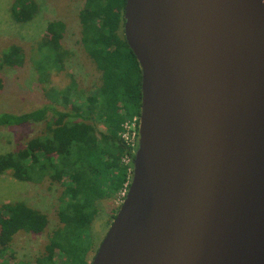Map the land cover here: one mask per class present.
Listing matches in <instances>:
<instances>
[{
	"label": "water",
	"instance_id": "95a60500",
	"mask_svg": "<svg viewBox=\"0 0 264 264\" xmlns=\"http://www.w3.org/2000/svg\"><path fill=\"white\" fill-rule=\"evenodd\" d=\"M123 34L138 144L89 264H264V0H125Z\"/></svg>",
	"mask_w": 264,
	"mask_h": 264
},
{
	"label": "trees",
	"instance_id": "16d2710c",
	"mask_svg": "<svg viewBox=\"0 0 264 264\" xmlns=\"http://www.w3.org/2000/svg\"><path fill=\"white\" fill-rule=\"evenodd\" d=\"M83 2L77 14L78 42L98 72L97 86L83 100L82 90L75 89L72 98L77 83L66 72V88L49 87L48 102L27 112L0 113V127L42 123L41 132L29 138L24 147L0 154V174L35 183L49 178L62 187L58 224L48 233L44 250L30 262L13 264H89L88 255L94 247L89 228L99 213L98 203L121 200L120 193L128 187L132 173L134 153L121 132L124 122L140 114L141 71L123 34L125 0ZM37 11L34 0H14L10 7L17 23L30 21ZM65 33L62 20H51L45 34L34 41L32 53L38 58L33 64L39 81L46 80L48 69H63L62 61L69 55L63 42ZM24 61V51L17 44L0 53V67L18 68ZM2 85L0 77V90ZM42 89L46 90L45 86ZM118 207L111 209V218ZM47 225L46 214L23 201L1 203L0 252L9 250L17 233L40 234ZM55 250L60 252L59 262Z\"/></svg>",
	"mask_w": 264,
	"mask_h": 264
},
{
	"label": "rangeland",
	"instance_id": "374dc122",
	"mask_svg": "<svg viewBox=\"0 0 264 264\" xmlns=\"http://www.w3.org/2000/svg\"><path fill=\"white\" fill-rule=\"evenodd\" d=\"M13 1L0 0V53L10 44H17L24 51L25 61L18 68L0 67L3 84L0 90V113L27 112L48 102L46 91L49 87L59 90L66 88L69 82L66 72L72 74L77 83V86L72 88V98L77 89L83 92L80 100L91 94L97 86L98 72L92 68L78 42L80 32L77 14L83 6V0H34L38 4V11L33 19L25 23H17L12 19L10 7ZM51 20H62L66 24L63 42L65 48L69 50V55L62 61V70H57L55 67L48 69L46 80L39 81L38 72L33 64V59H37L38 55L36 52L32 53V48L34 41L45 34L46 25ZM42 86H45L46 90H43ZM41 129V122L0 127V154L24 147L26 141L39 134ZM61 190L60 184L52 182L49 178L35 183L17 180L6 173L0 174V204L23 201L42 211L48 218V225L43 233L23 231L17 233L9 250L0 252V263L5 260L9 264L19 261L30 262L44 250L48 233L58 224L57 210ZM120 203V198H116L113 202L102 200L98 203L99 213L89 228L94 244L93 250L88 255L89 259H92L111 224L113 219L111 209L116 208ZM59 253V250H55V260L58 262Z\"/></svg>",
	"mask_w": 264,
	"mask_h": 264
},
{
	"label": "built area",
	"instance_id": "2783aa9c",
	"mask_svg": "<svg viewBox=\"0 0 264 264\" xmlns=\"http://www.w3.org/2000/svg\"><path fill=\"white\" fill-rule=\"evenodd\" d=\"M138 122H139V117L134 116L131 120H127L126 122H124L122 126L123 129L121 132V137L126 142V144L129 146L130 151L132 153L135 152L137 148V144H138L137 143L138 142ZM124 161L128 162V158H125ZM126 189L122 190L120 193V196L122 197V199L126 193Z\"/></svg>",
	"mask_w": 264,
	"mask_h": 264
}]
</instances>
